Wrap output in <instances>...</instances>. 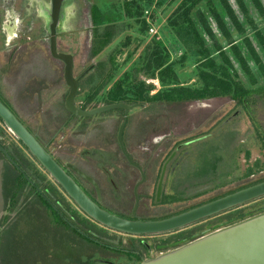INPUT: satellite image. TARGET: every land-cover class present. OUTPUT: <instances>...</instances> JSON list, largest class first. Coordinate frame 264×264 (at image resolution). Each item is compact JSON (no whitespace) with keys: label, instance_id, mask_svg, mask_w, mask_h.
<instances>
[{"label":"rangeland","instance_id":"obj_1","mask_svg":"<svg viewBox=\"0 0 264 264\" xmlns=\"http://www.w3.org/2000/svg\"><path fill=\"white\" fill-rule=\"evenodd\" d=\"M50 4V0H46ZM183 0H68L62 10V19L59 27L58 43L60 48L75 56V75L79 77L83 73L90 72L82 83L81 96L76 103L96 95L100 89L98 104L105 105L107 93L118 82L124 83L125 87L135 89L141 83L153 86L151 96L169 89L163 85L158 78H152L141 72L146 69L150 57L159 53L164 61L172 63L179 77V82L185 87H201L199 80L200 60L199 45L191 40H184L176 33L174 20L176 12ZM207 1L202 2L197 9L206 15L213 36H209L196 19L195 11L192 14L196 22L198 32L203 37L206 46L214 59L222 63L217 51V46L226 50L233 67L231 74L236 76L248 89H258L264 86V74L260 66L254 61L249 53L244 38L250 36L254 48L260 54L264 62V49L256 38L253 27L249 25L243 13L240 11L235 0H228L235 13L245 28L246 35H240L234 28L232 21L228 19L222 5V0H211L225 20L228 31L233 37L231 40L224 36L223 31L218 27L216 20L207 6ZM251 10V18L256 26L264 34V16L259 14L252 6L250 0H245ZM125 2L131 4L132 16L128 15ZM264 3V0H262ZM51 12L48 11V13ZM42 17L43 29L35 31L41 37H50L49 25L51 16ZM70 15V17H69ZM69 18V20H68ZM44 20V21H43ZM68 20V22H66ZM67 25H66V24ZM107 28L114 29V37L98 56H92L93 44L96 41V34L102 35ZM6 34L0 25V95L7 101L12 100V85L8 86V80L1 76L2 67L5 64L4 54ZM232 40H235L246 60L249 70L255 76L257 83H253L246 73L243 61L240 60L237 52H234ZM60 49V50H61ZM42 58H50L49 46H43ZM49 61L41 60V67L35 72L44 71L43 64L48 65ZM103 64L102 66H100ZM94 68V69H92ZM108 75V78H106ZM106 78V83H105ZM60 80L62 78L60 77ZM6 82V83H5ZM16 90H18L16 88ZM133 91V90H132ZM16 92V91H15ZM67 88L64 93H67ZM2 98V97H1ZM58 100L63 97L58 95ZM65 99V98H64ZM140 103V102H139ZM145 108H137L130 114L127 137L140 136L143 147H161L168 142L165 159L171 152L176 151L177 155L169 168V176L166 179L165 197H177L179 200L169 202V211L189 210L223 195L234 192L241 187L264 180V93H256L251 97V103L247 106L233 101L230 97L207 99L185 103H168L166 101L141 102ZM62 105V104H61ZM115 118L116 124H112L115 133L123 121L122 111H112L101 114L87 120L89 127L104 125ZM1 127V126H0ZM5 132L7 129L3 128ZM105 130V129H104ZM157 139H161L158 142ZM14 141L9 138L6 142ZM182 145L179 149L178 146ZM4 167H0L2 172ZM37 171L42 173L43 178L49 179L39 167ZM2 177H0V240L6 257L5 264H28L32 259V250L28 247L34 245L36 248H43L47 254L45 264H102L100 259H112L111 254L102 251L95 244H87L79 238L71 240L67 237L70 233L63 232L61 238L55 233L57 224L53 217L40 216L34 218L27 216L16 220L5 221L2 225L6 210L4 202V189ZM3 194V195H2ZM172 203V204H171ZM18 211L19 208H18ZM17 210L11 213L16 217ZM239 218L224 222L226 218L237 216ZM264 214V197L233 208L219 215L181 229L177 234L170 236L160 234L148 238V243L154 245L150 253L143 256V260L157 258L158 256L171 252L194 242L202 237L216 231L234 226L246 220ZM49 218V219H47ZM84 218V217H82ZM18 221V220H17ZM65 221V220H64ZM88 221V230L102 234L103 226ZM17 224V226H15ZM200 229L198 237L185 241L179 247H171L167 250H160L157 247L161 241L185 235L191 231ZM91 236L88 231H84ZM57 234V235H56ZM61 235V234H60ZM118 235V234H115ZM58 236V237H57ZM186 236V235H185ZM184 236V237H185ZM17 237V238H16ZM92 237V236H91ZM123 241L133 239L130 236H122ZM192 240V241H191ZM119 248H129L126 243ZM172 242V241H168ZM170 245V244H169ZM172 246V245H170ZM35 247L33 249H35ZM13 248L15 251L10 250ZM135 248V247H134ZM16 250H20L18 252ZM30 250V251H29ZM36 250V249H35ZM29 251V253H25ZM117 257V256H116ZM115 258L116 264H138L139 262H128L124 256ZM58 259V260H57ZM42 260V261H43ZM114 260V259H113ZM41 264L44 263V261Z\"/></svg>","mask_w":264,"mask_h":264},{"label":"flooded vegetation","instance_id":"obj_2","mask_svg":"<svg viewBox=\"0 0 264 264\" xmlns=\"http://www.w3.org/2000/svg\"><path fill=\"white\" fill-rule=\"evenodd\" d=\"M50 9L49 16L53 11L51 0L50 4L46 0H0V25L2 24L6 34L5 50L2 52L5 64L2 67L1 76L8 80V86L12 85L13 93L10 101L0 95L1 102L16 116L17 120L62 170L102 210L130 221H161L188 211L170 212V205L165 197L166 179L171 172L169 168L177 152H171L165 159L163 154L170 146L168 142L165 141L161 147L147 149L143 147L144 142L140 136L137 137L135 134L130 138L127 137L126 129L131 112L137 108H145L144 104L133 102L131 99L113 102L107 98L105 105H102L119 103L130 107L139 105L127 115L128 119L123 133L125 152L119 141V131L126 120L124 109L112 110L123 112V121L115 133L112 130L114 129L112 124H116L115 118L108 121L105 126L98 124L90 128L87 120L101 114L83 118L74 115L66 108V100L70 92L65 81L66 64L52 55L50 37L35 34V31L43 29L41 18L46 17ZM45 45L50 48L48 59L42 58L44 53L41 49ZM60 49L58 43L59 53L71 54ZM71 55L75 62V56ZM42 59L49 63L47 66L43 64L42 73H37L35 69L41 67ZM89 73L86 71L79 77H76L74 73L75 77L80 79V90L75 99V105L84 111L102 107L98 104L99 98L103 97L100 96V89L97 90L96 95L92 94L80 105L76 103L82 92L81 81L89 76ZM13 87H18V90H14ZM66 88L68 92L64 93ZM58 95L63 99L58 100ZM0 126V145L11 158L9 159L0 151V167H4L3 171H0L1 188L4 189V195H2L6 205V215L3 217L2 225L5 221L11 220L19 223L27 216L38 218L47 215V217H53V220L59 216L80 235L89 238L96 247L111 254L112 259H100L102 264H116L115 258L122 259V256L128 259V262H139L138 264L152 260H143V256L154 249V245H150L147 240L156 235L132 236L109 229L94 221L81 210L23 142L8 129L1 118ZM3 128L7 129V132ZM9 138L14 141L7 143ZM160 140L157 139L155 146L161 143L158 142ZM181 146L180 144L178 149ZM36 167L46 173L49 179L43 178L42 173L37 171ZM165 167L163 192L158 200V188ZM16 210L18 212L13 219L11 213ZM21 217L23 218L19 220ZM85 220L96 222L114 234L103 231L100 235L88 230L86 226L88 221ZM180 230L163 233V235L173 236ZM84 231H88L92 237L86 235ZM204 232L193 231V234L186 235V237L184 234L178 235L176 239L161 241L157 247L160 250L177 248L183 242H190V239ZM122 236H130L133 239H127L124 242ZM123 242L129 248H119Z\"/></svg>","mask_w":264,"mask_h":264},{"label":"water","instance_id":"obj_3","mask_svg":"<svg viewBox=\"0 0 264 264\" xmlns=\"http://www.w3.org/2000/svg\"><path fill=\"white\" fill-rule=\"evenodd\" d=\"M51 1L53 11L49 25L50 46L52 55L66 64L65 81L70 88L66 100V108L74 115L83 118L93 117L116 109H124L126 111V120L120 128L119 141L125 152L123 133L128 119L127 115L139 105L130 107L124 103H119L102 106L90 111H84L76 107L75 99L80 90V79H77L74 75V58L71 54L58 52V33L59 27L62 26L60 23L63 16L62 10L68 0ZM0 118L8 129L23 142L31 154L64 188L82 211L101 225L124 234L143 236L173 232L264 197L263 181L161 221H130L122 219L102 210L94 203L39 145L1 100ZM0 151L11 159L2 145H0ZM165 172L166 167L163 170L158 188V200H160L163 192ZM140 264H264V214L216 231L183 247Z\"/></svg>","mask_w":264,"mask_h":264},{"label":"trees","instance_id":"obj_4","mask_svg":"<svg viewBox=\"0 0 264 264\" xmlns=\"http://www.w3.org/2000/svg\"><path fill=\"white\" fill-rule=\"evenodd\" d=\"M206 0H183L180 7L178 8L174 20V25H176V33L180 38H184V40H191L194 44L199 45L201 49H199V54L201 55L200 60V70H199V80L201 83V87H185L182 86L179 82V77L175 71V68L173 67L172 63L169 61H164L161 59V57H158L157 52H155L149 60V63L146 67V69H140L141 72L145 71V74L152 77V78H158L160 82H162L163 85L169 86V89L163 92H159L154 96H151V92L153 90V86H147L144 82L140 84L139 87L135 89H131L130 86L126 88L124 83L128 82H118L116 84V87L111 88V91L109 92V96L107 97L110 99V101L113 102H123L131 99L133 102L141 103L146 101H166L168 103H185V102H194V101H204L207 99H214V98H224V97H230L233 101L238 102L239 104H243L247 106L249 103H251V97L256 93H264V86L258 88V89H248L241 81H238L236 79V76L234 74H231V67H233V64L229 58V56L226 53V50L224 48L217 46V51L219 52V55L222 59V63L217 62L214 57L212 56L210 50L206 46V43L203 39V37L198 32V28L196 25V22L194 21L192 14L195 11L196 19L199 22V24L203 27L205 32L209 36H213V31L211 28V25L206 17V15L201 11L200 9H197L198 6ZM240 11L243 13L244 17L246 18L247 22H249V25L253 27V30L255 31L256 38L262 45L264 49V34L263 32L256 26L254 20L251 18V10L245 0H235ZM253 8L262 16H264V3L262 0H250ZM126 9L128 12V15L132 16L133 9L131 7V4L125 2ZM223 8L226 12V15L228 19L232 21V24L235 28V30L240 34L245 36L246 31L243 27V24L241 20L239 19L238 15L235 13L233 7L229 3L228 0H222ZM207 6L209 7L212 16L217 22L218 27L223 31L224 36L228 39H232L231 33L227 29V25L225 23L224 18L218 11L217 7L213 5V2L211 0L207 1ZM96 41L93 44L92 48V56L96 57L102 51L108 44L111 42V40L114 37V29L113 28H107L106 31L102 35L96 34ZM246 45L248 47L249 53L254 58V61L260 66V70L264 74V62L258 53V51L254 48L252 45V42L250 40V36L247 38H244ZM232 49L234 52H237L240 60L243 61L244 67L246 69V73L250 76L253 83H257L255 76L253 73L249 70V67L246 64V60L242 57V53L239 49V46L237 45L235 40H232L231 43ZM101 64L100 66H102ZM143 70V71H142ZM108 78V75L107 77ZM105 78V83L106 80ZM133 90V91H132ZM264 180L256 181L250 184H247L240 189L231 192L229 194L235 193L239 190H242L244 188L259 184L263 182ZM226 194V195H229ZM226 195H223L221 197H224ZM221 197H217L221 198ZM166 200L168 202H174L178 201L179 199L177 197H167ZM242 216L241 214H237V216H232V218H226L224 222L235 220V218H239ZM56 219L57 224L55 233L59 234L58 236L61 238L63 232L70 233L67 235L68 238L73 240L74 238H79L80 241H83L87 244H94L89 238L84 237L80 235L78 232H76L69 224H67L61 217L57 216ZM194 231H200V229L194 230ZM56 234V235H57ZM61 234V235H60ZM193 234V231L185 234V235H191ZM184 235V236H185ZM57 236V237H58ZM186 237V236H185ZM17 238V237H16ZM2 240V239H1ZM0 240V264H5L4 258L6 255L4 254L2 241ZM2 244V245H1ZM30 250H32V259L31 262L28 264H41L42 258L46 257L47 254L42 249L36 248L34 245L28 246ZM35 247V249H33ZM10 250L15 251L13 248ZM29 250V251H30ZM18 252L23 253L20 250H16ZM29 251L25 253H29ZM48 258V257H47ZM44 259V263L47 260ZM58 260V259H57ZM42 261V262H43Z\"/></svg>","mask_w":264,"mask_h":264},{"label":"crops","instance_id":"obj_5","mask_svg":"<svg viewBox=\"0 0 264 264\" xmlns=\"http://www.w3.org/2000/svg\"><path fill=\"white\" fill-rule=\"evenodd\" d=\"M10 81H11V80H10ZM11 84H12V82H11ZM13 89L16 90V87H13ZM17 89H18V87H17Z\"/></svg>","mask_w":264,"mask_h":264}]
</instances>
